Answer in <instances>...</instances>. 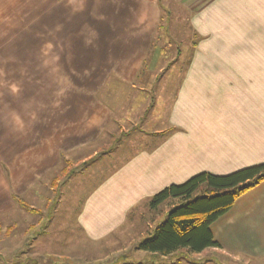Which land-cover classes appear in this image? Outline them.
<instances>
[{"label":"crops","instance_id":"1","mask_svg":"<svg viewBox=\"0 0 264 264\" xmlns=\"http://www.w3.org/2000/svg\"><path fill=\"white\" fill-rule=\"evenodd\" d=\"M170 2L189 12L197 38L171 110L161 128L133 140L139 148L112 163L75 213V229L89 245L111 236L121 242L99 263L114 256L115 264H133L131 255L144 253L136 245L168 213L151 211L146 233L121 232L145 218L146 210L135 209L199 174L264 164V0H0L2 224L21 213L14 197L24 200L63 154L105 133L115 118L108 93L135 94L133 82L153 77L143 68L157 61L150 51ZM11 80L18 86L12 97ZM42 81L55 101H45ZM210 231L221 249L207 253L264 264V181ZM143 257L151 264L169 259Z\"/></svg>","mask_w":264,"mask_h":264},{"label":"rangeland","instance_id":"2","mask_svg":"<svg viewBox=\"0 0 264 264\" xmlns=\"http://www.w3.org/2000/svg\"><path fill=\"white\" fill-rule=\"evenodd\" d=\"M166 7L170 16L167 18L166 14L163 15L162 30L157 35L154 49L150 51L154 59L160 60L143 68V73L147 72L148 77H153L133 82V85H137L135 94L130 95L124 88L123 93H115L116 97L114 92L108 93L112 96L105 98L112 105L115 118L105 133L95 142L63 154L59 165L41 178L36 189L23 200L36 214L26 209L24 211L18 205L20 214L15 213L8 223L7 220L5 224L0 222L1 264H115L114 256L108 257L105 262L99 261L118 251L121 242L114 245L115 237L111 236L101 245H89L74 227L75 213L97 182L112 171V163L139 148L133 140L151 132V129L161 128L171 110L179 79L192 57L197 38L189 25V12L173 2L167 3ZM16 36L15 33L11 34V41H15ZM10 82L12 97L18 86L14 85L16 82L13 80ZM108 83L113 85L112 88L116 87L112 82ZM42 84L41 93L47 96L50 84L47 81H42ZM117 88L121 86L117 85ZM56 99L51 95L45 97L46 102ZM25 104L28 105L26 101ZM129 141L134 144L130 145ZM159 208L161 215L169 211L170 206L163 204ZM141 210H146L143 221L137 227L127 225L121 232L130 229L139 235L148 231L145 222H149L148 215L152 210L145 204L135 209L133 214ZM162 221L161 218L155 227ZM62 236L64 242L59 241ZM122 243L128 248L134 247L127 245L130 243L126 240ZM140 254L131 255L133 264H151V260L143 257L144 253ZM208 254L211 253H203L195 261L207 259ZM211 257L217 258L219 264H263L244 257ZM194 258L190 256L189 260ZM181 259L175 255L169 257L166 264Z\"/></svg>","mask_w":264,"mask_h":264},{"label":"trees","instance_id":"3","mask_svg":"<svg viewBox=\"0 0 264 264\" xmlns=\"http://www.w3.org/2000/svg\"><path fill=\"white\" fill-rule=\"evenodd\" d=\"M263 181L264 164H260L225 176L202 173L183 184L165 188L149 200L148 207L156 211L161 205L169 204L170 209L162 223L140 241L135 250L154 257H174L178 253L177 257L190 264H219L217 258L211 257L219 254H208L207 259L199 262L189 258L211 249H221L210 226ZM13 199L27 211H35L22 199Z\"/></svg>","mask_w":264,"mask_h":264}]
</instances>
